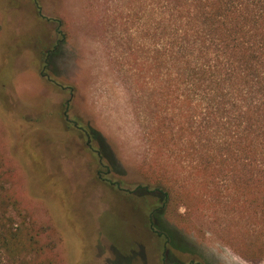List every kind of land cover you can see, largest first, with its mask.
I'll list each match as a JSON object with an SVG mask.
<instances>
[{
  "label": "rangeland",
  "instance_id": "1",
  "mask_svg": "<svg viewBox=\"0 0 264 264\" xmlns=\"http://www.w3.org/2000/svg\"><path fill=\"white\" fill-rule=\"evenodd\" d=\"M39 1L52 23H38L28 0H0V187L28 223L49 227L51 236L38 244L51 241L54 264H163L155 238L130 226L133 208L116 196L109 208L101 202L83 142L61 126L63 96L40 77L36 54L40 44L56 42L55 21L65 39L52 70L75 87L74 111L104 138L116 171L143 183L168 170L176 187L185 188L178 191L189 194L187 218L163 219L180 248L169 250L168 264H264V233L247 230L261 220L227 217V184L207 189V173L161 144L159 133L169 125L175 136L182 121L162 119L164 75L151 61L147 0ZM178 213L184 216V209ZM249 242L258 263L239 254Z\"/></svg>",
  "mask_w": 264,
  "mask_h": 264
},
{
  "label": "trees",
  "instance_id": "2",
  "mask_svg": "<svg viewBox=\"0 0 264 264\" xmlns=\"http://www.w3.org/2000/svg\"><path fill=\"white\" fill-rule=\"evenodd\" d=\"M28 1L38 23L54 21L44 17L39 0ZM146 4L152 65L164 75L162 119L182 121L175 136L169 125L159 133L165 152L175 159H190L188 167L200 175L207 173L203 179L207 189L227 184V217L261 220L247 230L264 233V0H147ZM54 24L56 42L51 48L40 44L36 54L40 77L63 96L61 126L83 142L101 202L109 208L116 196L131 206L136 215L130 226L151 234L160 262L168 264L169 250L180 248L163 219L170 214L187 218L189 194L178 191L185 188H178L168 170L152 173L149 183L130 182L116 171L104 138L74 111L75 87L52 70L51 59L65 39L61 21ZM4 196L0 187V264H54L48 255L55 248L51 241L43 247L38 244L47 232L51 236L49 227L37 230L27 222L18 201ZM181 208L185 217L178 213ZM9 210L21 220L19 225ZM244 247H239L240 256L258 263L254 244ZM30 252L35 258L28 261Z\"/></svg>",
  "mask_w": 264,
  "mask_h": 264
}]
</instances>
